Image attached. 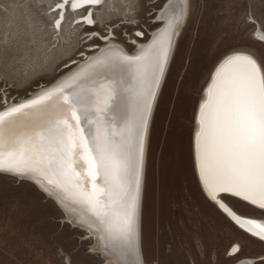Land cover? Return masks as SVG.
<instances>
[{"label": "snow or ice", "instance_id": "6c2138e0", "mask_svg": "<svg viewBox=\"0 0 264 264\" xmlns=\"http://www.w3.org/2000/svg\"><path fill=\"white\" fill-rule=\"evenodd\" d=\"M103 3L62 0L53 9H60L55 28L60 30L68 6L73 12L85 9L77 24L94 25L91 7ZM187 3L163 4L155 20L165 26L137 55L109 45L33 99L11 105L4 100L0 111V172L35 180L66 207L86 206L92 215L82 211L81 223L100 232L105 250L117 254L121 264H141L138 212L145 142ZM85 34L115 38L97 30ZM259 39L264 41V34ZM198 123L195 152L204 190L235 224L264 241V224L257 230L256 220L237 214L221 195L238 198L264 216V63L243 52L224 59L200 105ZM240 251L233 246L230 254Z\"/></svg>", "mask_w": 264, "mask_h": 264}, {"label": "rangeland", "instance_id": "374dc122", "mask_svg": "<svg viewBox=\"0 0 264 264\" xmlns=\"http://www.w3.org/2000/svg\"><path fill=\"white\" fill-rule=\"evenodd\" d=\"M165 1L108 0L96 27H70V15L64 35L54 38L45 0H0V109L4 100L9 105L29 97L68 71L65 65L90 44L79 39L84 32L113 31L115 41L134 52L132 39L140 38L135 32L146 35L141 41L150 38ZM189 16L152 125L143 202L145 264H235L264 256V246L205 198L193 140L204 89L220 60L243 50L264 63V45L256 38L257 29L264 30V0H191ZM228 201L244 214L264 217ZM74 216L35 183L0 174V264H112ZM235 245L242 247L238 256L230 254Z\"/></svg>", "mask_w": 264, "mask_h": 264}, {"label": "bare ground", "instance_id": "6f19581e", "mask_svg": "<svg viewBox=\"0 0 264 264\" xmlns=\"http://www.w3.org/2000/svg\"><path fill=\"white\" fill-rule=\"evenodd\" d=\"M46 1V5L48 6L47 7V11L49 14L52 15L53 17V24H52V30H53V33L55 34L54 35V38H58V37H62L64 35V32L68 26V17L71 15L72 16V20L70 22V27H82V28H93V27H96L97 26V23H98V18H96V15L99 14L100 11H102L105 7L108 6V0H104V3L102 5H99V6H96V7H91V6H86V7H91V10L93 11V18L94 20L96 21V23L92 26H88V25H84V24H77L76 23V20H79L81 19V16L83 14H86V11L85 9H78L76 12H73L70 8V6L66 7L64 9V20L61 22V28L60 30L58 31L56 28H55V19H58L59 18V11L60 9H56L55 11H53V9L55 8L56 4L62 2V0H45ZM111 1V0H110ZM167 2V0L165 1V3ZM46 11V12H47ZM190 11H191V0H188V3H187V6H186V10H185V16H184V19L182 21V23L180 25H178L177 29H176V36L174 37L173 39V43H172V48H171V51L169 53V59H168V64L166 66V69H165V73H164V76L161 80V83H160V88L158 89L157 91V94H156V99L153 103V107H152V116H151V120L149 122V131H148V135H147V139H146V142H145V151H144V171H143V180H142V185H141V193H140V202H139V212H138V249H139V260L141 262V264H145V257H144V251H143V202H144V190H145V182H146V168H147V157H148V149H149V143H150V137H151V131H152V125H153V121H154V116H155V113H156V109H157V106H158V102H159V99L161 97V94L163 92V89H164V86L166 84V81L168 79V76L170 74V71H171V68H172V65H173V62H174V59H175V56H176V53H177V49H178V46H179V43H180V39H181V36H182V31L184 29V27L186 26L187 22H188V17L189 14H190ZM158 15H159V12H158ZM51 17V18H52ZM155 23H160V25L152 30L151 32V36L148 40L146 41H141L140 38H133V40L136 41V43H133V45H135V51L134 52H131L129 47H127L126 45H123L117 41H115V38L114 39H111L109 41H105V40H100L103 44L100 45V46H96L95 49H91V47H94L95 45L92 44L93 41H96L98 40L99 37H89L88 35H86L85 33L87 32H84L82 35L80 34L78 37L80 40H83V44H89L88 47L86 48V50L84 51H80L77 55V59L75 60L76 63H72L70 65H68V71H66L65 73L62 74V76H60L55 82H53L52 84L50 85H47V86H43L42 88H40L37 92L35 93H31V95L29 97H25V98H22L20 99L19 101H16V102H13V103H9V105L11 104H16V103H22V102H25L27 100H30L32 98H34L35 96H37L39 93H41L44 89L46 88H50L52 85L56 84V83H59L62 79H64L66 76H69L71 75L72 72H74L75 70L78 69V67L82 64H84L87 60L88 57H92V56H96V55H99L100 52H101V49H104L106 47H108L109 45H114V46H119V48L124 52L126 53L127 55L129 56H135L139 53L140 49L142 46H147L148 44H150L152 42V39H153V36L156 35L157 33H159L160 29H162L165 24L163 21H155ZM71 29V28H70ZM111 30V29H110ZM75 33V32H74ZM68 34V33H67ZM113 35L114 36V33L113 31L110 32V33H107V35ZM261 34H264V30L262 28H258L257 29V34H256V38L258 40V42H260L261 44L264 45V41H261L259 39V35ZM106 35V36H107ZM143 38V36L141 37ZM144 39H146V35L144 34ZM57 40V39H56ZM58 42V41H57ZM236 52H243L245 54H249V55H252L258 62L261 63V61L259 60V58L248 52V51H243V50H237V51H233L231 53H229L228 55H226L222 60H220V62L218 63V65H216V67L213 69L212 73H211V76L209 78V81L204 89V94H203V97H202V100L200 102V105L201 103L207 98V88L208 86L211 84V81H212V76L214 75L215 71H216V68L219 67V65L224 61V59H226L228 56L230 55H233L234 53ZM81 53H83V55H81ZM200 105L198 107V110H197V114H196V130H195V135H194V147H193V151H194V162H195V168H196V174H197V177H198V181H199V184H200V187L202 189V192L205 196V198L208 200L209 203H211L214 207H216V209L239 231L241 232L243 235L249 237L250 239L262 244L264 246V241H261L258 237H255V236H252L251 233L245 231L244 229L240 228L237 224H235L234 221H232L224 212H222L219 207L215 204L214 201H212L206 191L204 190L203 188V184L202 182L200 181V178H199V173H198V168H197V163H196V152H195V139H196V133L197 131L199 130V123H198V116H199V110H200ZM2 109H0V111H2ZM0 174H10V173H5V172H0ZM10 175H13V174H10ZM22 177L23 179L27 180V177L26 176H20ZM28 181V180H27ZM40 189V188H39ZM49 194V193H48ZM226 203L233 208L234 211L237 212V214H241L242 212L238 211V209H236V207H234V205H232L228 199H230L231 201H234V202H237L239 204H243L245 206H247L248 208L252 209L254 208V206H249L247 205L246 203H242L238 200V198H233V197H230V196H227L226 194H221ZM55 196V195H54ZM56 197V196H55ZM59 205H60V209L64 212H66L68 215H72V214H75V216L73 217V221L76 220V222L79 224L78 228L84 230L87 234H90L94 240H95V248L97 250V253L102 256L104 259L108 260L109 262H111L112 264H121V260L120 258L118 257L117 254H114L113 252H110L108 250H105L104 248V245L103 243L101 242L100 240V232L97 231V230H94L93 228H90L87 224L85 223H81V212L83 211L85 214H87L88 216H91V212H89L86 208V206H81V205H76V204H72L71 207H66L65 204L61 203L59 200ZM72 208H76L77 210L76 211H73L71 210ZM257 212H260V210H255ZM246 216V218H249V219H254L257 221V225H255L254 227L257 228V230H259V225L260 224H264V217H257V216H251V215H247V214H244ZM94 219V217H92ZM235 246H239L241 251L239 253H237L236 255L234 256H238L239 254H241L242 252V247L241 245H235ZM259 258L260 257H243L241 259H239L235 264H258L259 263Z\"/></svg>", "mask_w": 264, "mask_h": 264}, {"label": "water", "instance_id": "95a60500", "mask_svg": "<svg viewBox=\"0 0 264 264\" xmlns=\"http://www.w3.org/2000/svg\"><path fill=\"white\" fill-rule=\"evenodd\" d=\"M57 84V83H56ZM56 84H54V85H52L51 87H53V86H55ZM33 99V98H32ZM27 177V176H26ZM27 180L28 181H30V182H32V183H35L42 191H44L46 194H48V192H46L39 184H37L36 182H35V180H33V179H31V178H29V177H27ZM55 202H57L58 204H59V202H58V199L54 196V195H52V194H48ZM60 206V205H59Z\"/></svg>", "mask_w": 264, "mask_h": 264}, {"label": "flooded vegetation", "instance_id": "af4514ba", "mask_svg": "<svg viewBox=\"0 0 264 264\" xmlns=\"http://www.w3.org/2000/svg\"><path fill=\"white\" fill-rule=\"evenodd\" d=\"M141 38V37H140Z\"/></svg>", "mask_w": 264, "mask_h": 264}]
</instances>
